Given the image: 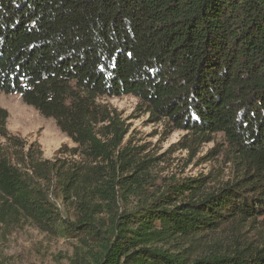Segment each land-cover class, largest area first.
Masks as SVG:
<instances>
[{
	"label": "trees",
	"instance_id": "obj_1",
	"mask_svg": "<svg viewBox=\"0 0 264 264\" xmlns=\"http://www.w3.org/2000/svg\"><path fill=\"white\" fill-rule=\"evenodd\" d=\"M1 93L54 118L76 144L74 163L46 159L38 142L8 131L0 107L1 221L62 229L80 243L72 264H264V229L252 241L240 232L264 216V0H0ZM125 95L178 129L224 134L244 177L131 190L118 169L138 180L141 163L112 156L124 135L97 103ZM100 157L108 163L94 164ZM119 184L137 198L122 212ZM73 197L75 222L57 204ZM226 232L231 248L207 241Z\"/></svg>",
	"mask_w": 264,
	"mask_h": 264
},
{
	"label": "rangeland",
	"instance_id": "obj_2",
	"mask_svg": "<svg viewBox=\"0 0 264 264\" xmlns=\"http://www.w3.org/2000/svg\"><path fill=\"white\" fill-rule=\"evenodd\" d=\"M97 103L114 118L116 127L123 136L121 146L115 153L112 145L114 133L103 128L105 136L102 142L113 154L127 152L129 159L141 163L134 179V168L118 169L119 179L131 185V190L146 188L149 191L163 190L170 183H185L190 178H203L207 188H218L244 177L245 165L239 154L233 152L224 134L212 135L211 139L199 137L185 129H178L168 118L153 113L148 106L133 95L120 97L103 96ZM0 107L8 111L7 129L28 143L38 142L46 159H58L61 163H74L76 157L68 152L76 144L57 126L54 118L43 116L37 109L24 103L20 95L0 94ZM111 123H102L99 127ZM113 128V127H112ZM62 146L63 152L57 153ZM78 157L76 161H79ZM90 162V161H88ZM106 158H98L94 164L105 165ZM103 179H109L107 170H102ZM131 176L124 180L123 177ZM118 185V203L120 212L136 205L137 198L130 190L123 192ZM95 201L103 204L99 196ZM78 199H59L57 201L63 218L75 222ZM102 210H105L104 208ZM106 216L105 213H101ZM264 229V216L252 225L241 228V233L258 238ZM231 232L218 233L207 241L220 240L224 248L232 247ZM79 241L67 236L62 229L59 235L44 232L28 220H0V264H72L75 248Z\"/></svg>",
	"mask_w": 264,
	"mask_h": 264
}]
</instances>
